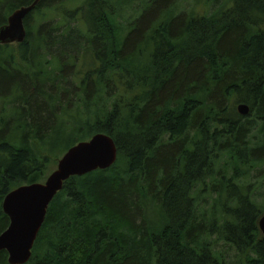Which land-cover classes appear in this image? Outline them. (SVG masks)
Segmentation results:
<instances>
[{"label": "trees", "instance_id": "trees-1", "mask_svg": "<svg viewBox=\"0 0 264 264\" xmlns=\"http://www.w3.org/2000/svg\"><path fill=\"white\" fill-rule=\"evenodd\" d=\"M55 1L26 16L17 48L0 45V234L11 190L105 133L116 162L64 183L26 264H264L249 179L264 164V0H226L204 18L150 0L126 26L114 0H83L85 28L31 26ZM32 2L0 0V27Z\"/></svg>", "mask_w": 264, "mask_h": 264}, {"label": "water", "instance_id": "water-1", "mask_svg": "<svg viewBox=\"0 0 264 264\" xmlns=\"http://www.w3.org/2000/svg\"><path fill=\"white\" fill-rule=\"evenodd\" d=\"M40 1L33 0L8 17L7 23L0 27V45L24 42V20ZM236 109L242 116H246L250 110L244 103L238 104ZM117 157L118 150L113 138L105 133H97L70 147L45 181L21 185L11 190L2 202L9 225L0 234V251L7 252L8 264H26L29 261L48 206L70 177L106 170L116 162ZM258 227L264 234V213L258 220Z\"/></svg>", "mask_w": 264, "mask_h": 264}, {"label": "rangeland", "instance_id": "rangeland-1", "mask_svg": "<svg viewBox=\"0 0 264 264\" xmlns=\"http://www.w3.org/2000/svg\"><path fill=\"white\" fill-rule=\"evenodd\" d=\"M60 1L62 0H57L53 3V7L50 9L47 8H41V11L36 15L33 16L30 19V24L31 26L35 27L38 24H44L47 22H55L58 23L61 29H63L66 26H75L78 25L82 29L85 28V24L83 23V15H82V10L81 8L84 6L83 5V0H64L65 3L60 4ZM150 0H127L125 1L126 3L119 4L118 0H114V4L119 5V15L117 17L118 22L126 26L130 21H135L136 17H138L139 10L141 8H144L145 5L149 2ZM226 0H179L176 5L173 7V9L170 11V16L169 17H174L179 14H181L184 11L189 10V14L191 15H201L203 13L207 12H213L216 11V7L220 4L223 3ZM59 8L64 10V11H59ZM54 9V10H51ZM207 11V12H205ZM217 13V11L215 12ZM76 19H78L76 21ZM76 21V22H75ZM127 30L122 28L119 31L118 36L122 38V36H125ZM14 48H17L18 45L13 44ZM91 59L90 54H87L85 57L83 56L80 59V64L77 65L79 68H81V64L84 66L86 63V66L89 65L88 60ZM16 62L17 59L15 60ZM76 67V68H77ZM87 68H83V72L86 71ZM236 107V106H235ZM255 134V137L252 139V143L256 144L258 142V136L256 130L253 131ZM32 146H35L33 144ZM62 156V155H61ZM60 156V157H61ZM58 158V160L60 159ZM57 160V161H58ZM57 162L55 165H51L48 169V173L46 174L47 177L48 175L56 168ZM260 173H252L250 176V181H258L259 183V189L255 193V199L259 202L258 204H264V164L260 167ZM46 177V178H47ZM45 178V179H46ZM45 181V180H43ZM42 181V182H43ZM220 249H222L226 255L227 259L229 261H234L237 260L236 252L229 246H226L224 244L218 245Z\"/></svg>", "mask_w": 264, "mask_h": 264}, {"label": "flooded vegetation", "instance_id": "flooded-vegetation-1", "mask_svg": "<svg viewBox=\"0 0 264 264\" xmlns=\"http://www.w3.org/2000/svg\"><path fill=\"white\" fill-rule=\"evenodd\" d=\"M188 11H189V10L184 11V12H182L180 15H183L184 17H186L187 15H189V12H188ZM205 12H207V11H205ZM215 12H216V11H213L212 13H211V12L203 13V14H201V15H198V17L204 18V17L210 16V15H214V14H216ZM20 44H21V43H20ZM16 45H19V44H16Z\"/></svg>", "mask_w": 264, "mask_h": 264}]
</instances>
